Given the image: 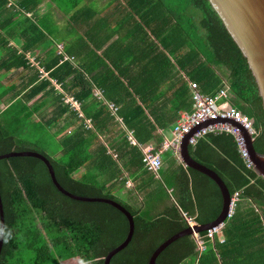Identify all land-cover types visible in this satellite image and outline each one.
I'll use <instances>...</instances> for the list:
<instances>
[{
    "label": "trees",
    "instance_id": "16d2710c",
    "mask_svg": "<svg viewBox=\"0 0 264 264\" xmlns=\"http://www.w3.org/2000/svg\"><path fill=\"white\" fill-rule=\"evenodd\" d=\"M127 6L137 19L117 22L119 36L100 55L95 52L109 39L98 43L91 35L105 29L103 22L39 67L10 50L6 70L21 67L28 83L19 87L18 92L27 90L23 101L0 111V155L36 152L33 143H52L54 154L37 152L48 158L62 188L81 197L113 199L133 215L132 239L110 264H147L159 245L187 228L184 213L198 225L210 223L221 211L222 197L210 178L180 164L157 183L153 200L164 206L157 214L121 202L113 191L123 171L146 169L140 146L154 142L158 149L163 140L157 131L173 129L180 113L192 111L190 83L208 96L226 90L229 104L252 120L253 147L260 154L264 110L246 58L208 0H128ZM122 28H128L124 37ZM1 37L7 46L11 38ZM82 54L86 58L78 59ZM78 63L83 71L75 67ZM85 73L96 85L84 79ZM67 97L80 105L81 117L65 103ZM108 103L117 108L115 116ZM46 105L48 112L43 111ZM116 118L137 144L121 136L116 154H110L100 136L120 124ZM189 154L216 172L231 195L238 193L234 215L222 229L223 242L210 241L200 232L205 250L199 254L195 238L184 235L155 264H264V179L247 168L228 133L205 135L189 146ZM0 198L4 230L12 233L2 244L0 264H12L22 255L35 257L32 264H39L54 257V251L60 259L76 256L103 264L128 232L126 217L111 205L62 194L35 157L0 160Z\"/></svg>",
    "mask_w": 264,
    "mask_h": 264
},
{
    "label": "crops",
    "instance_id": "0c3cea01",
    "mask_svg": "<svg viewBox=\"0 0 264 264\" xmlns=\"http://www.w3.org/2000/svg\"><path fill=\"white\" fill-rule=\"evenodd\" d=\"M127 1L0 0V27H5L0 30V111H4L11 103L16 104L19 101H23L22 99H24L27 91L18 92L20 86L28 83L21 76L22 68L18 67L6 70L4 66L8 64H4V61L8 58L7 55L11 52L10 50L16 51L17 54L23 53L32 66L39 67L40 63L48 61L54 55L64 51L66 44L70 45L77 37L90 34L92 32L91 27L96 23L103 22V24L105 23V29L99 32L95 31L91 35L97 38L98 43H101L103 39H109L100 50L95 52L100 55L119 36V25L117 22L130 21L132 16L137 19L138 16H134L133 12L128 8ZM125 32H128V28L124 30L122 28L121 33L123 37L126 35ZM1 36H9L11 38L7 46L2 44L3 38ZM74 50L77 49H72V51ZM84 56L85 54H82L78 59L83 60L86 58ZM91 58H93L92 54H90ZM80 65L78 63L75 67L83 71L84 69ZM40 67L42 69V66ZM43 76L47 77V73L44 70ZM85 77L84 79L92 85H96L95 82L88 78L89 76L86 73ZM97 81L103 83V79H98ZM98 92V89H94V96L96 100H101L100 95H95ZM32 103L29 105H32ZM49 109L50 106L48 105L43 107V111L45 112L50 111ZM111 114L115 116V113L111 112ZM116 119L120 124L110 127L109 130L100 136L101 141L108 148V153L110 154H116L114 150L119 146L117 140L124 135L128 139L130 132L122 125L119 118ZM61 125L62 121L60 122ZM70 130L68 128L67 132ZM157 132L163 141L172 138V129L164 132L158 130ZM148 145L155 148L154 142L140 146V148ZM179 151L180 148L178 150L168 149L164 151L161 155L162 166L156 173L147 171L146 169L132 170L130 174L123 171L122 177L116 182L113 194L121 196L123 200H127L128 204L133 207H140L145 211L149 209L151 214H157L164 206L159 205L158 201H154L152 194H157L156 191L158 189L156 187L161 179V175H168V170H175L180 164L184 168H188L182 163ZM168 192L171 193V189ZM150 206H153V209L149 208ZM213 239H216L220 243L223 242V233L215 235ZM201 252L198 251L199 254ZM75 259H78V262H80L78 257H64L60 259V264H70L71 261L72 264H77Z\"/></svg>",
    "mask_w": 264,
    "mask_h": 264
},
{
    "label": "water",
    "instance_id": "95a60500",
    "mask_svg": "<svg viewBox=\"0 0 264 264\" xmlns=\"http://www.w3.org/2000/svg\"><path fill=\"white\" fill-rule=\"evenodd\" d=\"M208 2L218 17L221 19L223 25L234 42L237 44L243 56L246 58L248 67L255 79L258 94L261 97L264 110V0H208ZM189 136H186L179 146L181 161L186 167L202 173L215 182L222 197L221 211L214 221L203 225H198L196 223L194 230H191L189 227H187L185 230L180 231L168 238L154 250L147 264H155L160 253L178 238L184 235H193V231L196 233L207 231L208 229L225 222L227 217L229 204L231 201V194L223 180L216 172L191 158L189 154ZM246 142L247 150L253 163V170L264 179V154H260L254 149L253 139L249 136L246 137ZM10 157H35L40 159L46 165L53 184L62 194L78 201L106 203L119 210L126 217L128 221V232L126 238L117 247L107 253V255L103 258V264H110L112 257L125 249L130 243L134 233L133 215L122 204L109 198L81 197L66 191L57 182L54 170L48 158L38 152L12 151L0 155V160ZM0 228L4 229V214L1 198ZM2 244L3 240H0V251Z\"/></svg>",
    "mask_w": 264,
    "mask_h": 264
},
{
    "label": "built area",
    "instance_id": "2783aa9c",
    "mask_svg": "<svg viewBox=\"0 0 264 264\" xmlns=\"http://www.w3.org/2000/svg\"><path fill=\"white\" fill-rule=\"evenodd\" d=\"M67 59L72 60L71 57L64 56V60ZM190 87L192 89V111L190 113H180V117L172 129V138L170 140L163 141L162 145L158 149H155L151 145L141 148L144 167L148 171L156 173L162 166V153L168 149L178 150L180 144L186 136L190 135L188 139L190 146L195 145L200 138L207 134L228 133L233 136L238 153L247 168L253 169V163L250 159L246 145V137L249 136L253 139L256 135L252 120L229 104L228 93L226 90H219L214 96H208L201 94L197 90V85L195 83H190ZM95 95L101 96L100 92L95 93ZM65 103H68L71 109L77 111L80 117L82 116L79 104L76 101L67 97L65 99ZM108 107L112 113H115L117 110L113 104L108 103ZM128 140L131 144H136L131 132H129ZM237 200L238 193L235 192L231 195V201L225 222L205 231L204 237L211 240L215 235L222 232L225 223L234 215ZM183 218L187 227L194 230L196 226L194 218L185 213L183 214ZM192 236L196 240L198 251H203L205 249V244L199 236V233L193 231Z\"/></svg>",
    "mask_w": 264,
    "mask_h": 264
},
{
    "label": "rangeland",
    "instance_id": "374dc122",
    "mask_svg": "<svg viewBox=\"0 0 264 264\" xmlns=\"http://www.w3.org/2000/svg\"><path fill=\"white\" fill-rule=\"evenodd\" d=\"M1 88V87H0ZM34 120H37V119H34ZM31 122V121H30ZM27 123H29V120H28V122ZM31 132V131H30ZM34 132H36V131H33L32 133H34ZM45 133V132H44ZM38 138V137H37ZM26 139L27 140H33V139H30L29 138V136L28 137H26ZM33 143V142H32ZM48 144V143H47ZM30 145V144H29ZM32 147H31V149L33 150L34 149V151H40V150H43V151H45L47 154H49V155H52V154H54L55 153V149L53 148V144L52 143H49V145H46V143L43 145V146H41L40 147V145L39 146H36V144H34L33 143V145H31ZM39 148V149H38ZM117 198L121 201V202H123V203H125V204H128V201L127 200H123L122 198H121V196H118L117 195ZM129 205V204H128ZM131 206V205H130ZM133 207V206H132ZM134 208H136V207H134ZM140 208V207H139ZM59 255L57 254V252L55 253V251H54V257H48V259L46 260V261H41V263H39V264H60V258L58 257ZM29 258V259H28ZM24 257V255H22V257H16V259L13 261V263L12 264H32L33 263V260H34V258L35 257ZM69 258H77L76 256L75 257H69ZM76 260V259H75ZM77 261V264H79V262H78V259L76 260ZM70 264H72V261H71V263Z\"/></svg>",
    "mask_w": 264,
    "mask_h": 264
},
{
    "label": "clouds",
    "instance_id": "9594fccd",
    "mask_svg": "<svg viewBox=\"0 0 264 264\" xmlns=\"http://www.w3.org/2000/svg\"><path fill=\"white\" fill-rule=\"evenodd\" d=\"M12 237L11 231H6L3 228H0V240L7 243V241ZM79 264H89V262L81 259Z\"/></svg>",
    "mask_w": 264,
    "mask_h": 264
}]
</instances>
